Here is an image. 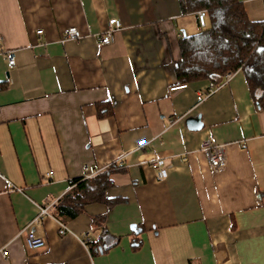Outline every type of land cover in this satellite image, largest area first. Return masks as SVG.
Wrapping results in <instances>:
<instances>
[{
  "label": "crops",
  "instance_id": "1",
  "mask_svg": "<svg viewBox=\"0 0 264 264\" xmlns=\"http://www.w3.org/2000/svg\"><path fill=\"white\" fill-rule=\"evenodd\" d=\"M240 1L264 21V0ZM70 26L84 38L64 40ZM202 28L179 0H0V264H264V108L242 69L178 81L181 34ZM207 138L225 145L218 173ZM86 167L112 171L107 201L62 222L55 207ZM27 225L45 246L28 247ZM103 227L119 240L99 251Z\"/></svg>",
  "mask_w": 264,
  "mask_h": 264
},
{
  "label": "trees",
  "instance_id": "2",
  "mask_svg": "<svg viewBox=\"0 0 264 264\" xmlns=\"http://www.w3.org/2000/svg\"><path fill=\"white\" fill-rule=\"evenodd\" d=\"M179 1L183 13L206 10L207 25L196 34L182 37L181 59L176 63L178 81L182 84L209 79L220 85L228 72L242 69L253 97L264 108V21H251L240 0ZM6 87L5 82H0V90ZM100 108L102 114L110 113L108 106ZM111 172L92 179H74L72 192L55 207L54 216L65 222L77 217L87 204L107 201L105 193L113 185ZM95 222L101 224L104 216L95 218ZM137 230L139 236L141 229ZM102 231L99 242L103 245L98 247L99 251L108 250L119 240L105 227ZM137 236L133 239L134 249L140 247ZM91 246L95 247L94 243Z\"/></svg>",
  "mask_w": 264,
  "mask_h": 264
},
{
  "label": "built area",
  "instance_id": "3",
  "mask_svg": "<svg viewBox=\"0 0 264 264\" xmlns=\"http://www.w3.org/2000/svg\"><path fill=\"white\" fill-rule=\"evenodd\" d=\"M197 16L201 27H206L207 25L206 10L198 11ZM121 26L122 25L120 20L117 19L116 17L109 19L107 28L103 33L99 34V36L97 37L100 44L102 45L110 44L113 40V35L121 28ZM38 33H42V30L38 31ZM181 36L184 37L183 34H181ZM82 38H84V35L80 32V30L76 26L67 27L63 32L64 40H79ZM3 54L6 56L11 66L16 65L17 56L15 50H5L3 51ZM235 72L236 71L228 72L224 77L225 81L226 82L230 81L234 76ZM181 86H186V84ZM147 144L148 143L146 141H141L137 144L136 149H143L144 147L147 146ZM201 149L207 158L209 170L211 173L213 174L218 173L219 171L225 168L227 161H226L224 144L216 143L213 139L207 138L202 143ZM153 165L157 170L158 178L164 179L168 174V169L165 160L163 158H159L153 163ZM101 172H102L101 168L92 170L86 167L81 177L82 179H92L95 176L99 175V173ZM49 174H52V172H50ZM49 209L50 206L42 207L40 216L42 217L43 215L49 214ZM30 226L31 225H27L26 227H24L19 232V235L25 234L27 245L30 249H37L45 246V239L43 237L38 236L33 230H31ZM59 232L61 235H65L66 233L69 232L68 226L64 223H61ZM0 255L3 258L7 257L8 255L7 249L6 248L0 249Z\"/></svg>",
  "mask_w": 264,
  "mask_h": 264
},
{
  "label": "water",
  "instance_id": "4",
  "mask_svg": "<svg viewBox=\"0 0 264 264\" xmlns=\"http://www.w3.org/2000/svg\"><path fill=\"white\" fill-rule=\"evenodd\" d=\"M259 105V104H258Z\"/></svg>",
  "mask_w": 264,
  "mask_h": 264
}]
</instances>
